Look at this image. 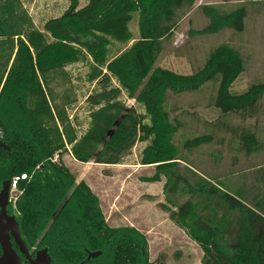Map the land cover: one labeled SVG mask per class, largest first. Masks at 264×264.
<instances>
[{
  "label": "trees",
  "instance_id": "16d2710c",
  "mask_svg": "<svg viewBox=\"0 0 264 264\" xmlns=\"http://www.w3.org/2000/svg\"><path fill=\"white\" fill-rule=\"evenodd\" d=\"M195 1L87 0L78 8V1L70 0L59 17L45 22L43 32H37L19 0H0V91L17 73L29 69L19 96L26 135L8 131L0 121V141L10 149H0V189L4 181L17 178L16 219L31 255L46 248L51 264H153L148 260L143 235L131 227H109L96 196L83 182L74 184L75 177L63 165L62 157L70 154L81 164L114 166L121 164L137 142H147L139 164L154 168L149 182L164 180L163 192L174 193L180 183L176 166L182 149L208 143L212 137L187 138L182 134L176 140L181 123L171 118L165 108L166 94L195 91L207 81L218 80L213 106L222 116L243 121L256 116L264 83L251 86L241 95L228 93L229 83L243 67L239 53L228 44L213 50L205 67L193 75L166 70L151 73L159 42L173 33L176 11ZM201 9L210 19L206 32L216 33L222 28L242 32L245 3L230 10L220 4ZM135 15L136 39L130 30ZM112 42L132 43L108 58ZM85 58L93 64L90 82L95 83L96 91L87 98L88 129L77 138L64 113L49 99L44 74ZM122 94L140 106L143 113L127 107ZM233 143L239 153L251 154L258 149L248 133ZM208 156L216 162L222 158L219 151H209ZM22 175L24 179H20ZM70 188L74 189L72 197L49 222L50 214ZM207 192L217 194L211 188ZM220 197L229 209L243 212L245 225L251 231L248 252L257 264H264V196L253 197L249 206L237 196L223 193ZM83 200L88 205L81 206ZM71 202L78 204V210L69 208ZM169 218L198 246L201 264H255L244 255L228 253L222 245L220 226L194 210L190 202L170 211ZM13 248L17 251L14 244ZM86 251L101 253L84 262Z\"/></svg>",
  "mask_w": 264,
  "mask_h": 264
},
{
  "label": "rangeland",
  "instance_id": "374dc122",
  "mask_svg": "<svg viewBox=\"0 0 264 264\" xmlns=\"http://www.w3.org/2000/svg\"><path fill=\"white\" fill-rule=\"evenodd\" d=\"M77 1L78 8L87 3V0ZM19 2L37 32H43L45 22L59 17L70 4V0ZM242 3H245L246 9L242 32L235 33L229 28H222L216 33L206 32L211 24L202 6L220 4L230 10ZM130 30L136 39V15ZM131 43L120 45L112 42L108 58L117 56ZM159 43L160 49L153 60L151 73L166 70L182 76L202 70L209 54L218 46H232L239 53L243 67L227 88L230 95H241L251 86L264 83V0H196L193 5L176 11L171 37ZM92 66L91 60L85 58L62 70L44 74L49 99L64 113L67 125L77 138L89 126L90 107L87 98L96 91L95 83L90 82ZM28 72L27 67L25 71L17 73L0 91V121L8 131H17L24 136L26 128L19 96ZM218 88L219 81L214 80L203 83L195 91L176 96L166 94L165 108L171 118L181 123L176 140H180L182 134H187V138L203 135L212 137L208 143L182 149L176 166L180 183L174 193L163 192L164 180L149 182L148 178L155 173L154 168L139 164L141 151L147 142H137L123 156L121 164L114 166L93 162L81 164L70 154L62 157L63 165L75 177L74 184L83 182L96 196L102 217L109 227H131L143 235L148 260L153 264H201L202 253L198 246L169 218V212L185 201L220 226L222 245L228 253L244 255L257 264L256 258L247 249L251 231L245 225L243 212L229 209L220 196L223 193L237 196L246 206L251 204L256 195L264 196V96L258 101L256 116L243 121L237 117L222 116L214 108L213 100ZM121 100L127 107L143 113L142 108L124 94ZM244 133L251 135L257 142L256 152L245 154L235 151L233 141H239ZM209 151H219L221 160L216 162L210 158ZM209 188L215 189L217 194L208 193ZM73 192V188L66 192L56 210L50 214L49 222L55 219L56 212L65 201L68 202ZM18 196L16 186H11L7 210L15 217ZM80 204L88 205L85 200ZM68 206L78 210L75 202Z\"/></svg>",
  "mask_w": 264,
  "mask_h": 264
},
{
  "label": "water",
  "instance_id": "95a60500",
  "mask_svg": "<svg viewBox=\"0 0 264 264\" xmlns=\"http://www.w3.org/2000/svg\"><path fill=\"white\" fill-rule=\"evenodd\" d=\"M0 149L9 151L4 143L0 141ZM10 182L4 181L0 190V264H51V257L47 249L37 250L32 257L25 242L19 233V224L14 216H10L6 212L9 203ZM13 244L17 247V251L13 248ZM100 251H86L84 262L94 259L100 255ZM23 256V260L21 259Z\"/></svg>",
  "mask_w": 264,
  "mask_h": 264
},
{
  "label": "built area",
  "instance_id": "2783aa9c",
  "mask_svg": "<svg viewBox=\"0 0 264 264\" xmlns=\"http://www.w3.org/2000/svg\"><path fill=\"white\" fill-rule=\"evenodd\" d=\"M24 178H25L24 175L20 176V179H24ZM16 180H17V178H14V179L11 181V186H15V182H16Z\"/></svg>",
  "mask_w": 264,
  "mask_h": 264
},
{
  "label": "flooded vegetation",
  "instance_id": "af4514ba",
  "mask_svg": "<svg viewBox=\"0 0 264 264\" xmlns=\"http://www.w3.org/2000/svg\"><path fill=\"white\" fill-rule=\"evenodd\" d=\"M9 150H10V149H9ZM6 181H9V180H6ZM9 182H10V181H9ZM10 188H11V182H10ZM0 190H1V189H0ZM9 191H10V189H9ZM7 208H8V206H7ZM7 208H6V212H7V214L10 215V216H13V215H11V214L8 213ZM14 218H15L16 222L18 223V221H17V219H16L15 216H14ZM33 256H34V255H32V257H33Z\"/></svg>",
  "mask_w": 264,
  "mask_h": 264
}]
</instances>
